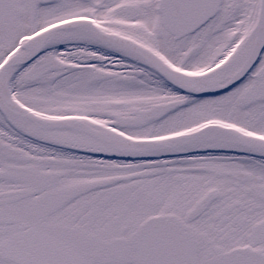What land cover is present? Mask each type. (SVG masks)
<instances>
[{
	"label": "snow or ice",
	"instance_id": "6c2138e0",
	"mask_svg": "<svg viewBox=\"0 0 264 264\" xmlns=\"http://www.w3.org/2000/svg\"><path fill=\"white\" fill-rule=\"evenodd\" d=\"M0 264H264V0H0Z\"/></svg>",
	"mask_w": 264,
	"mask_h": 264
}]
</instances>
